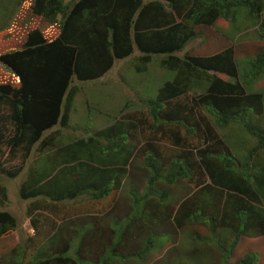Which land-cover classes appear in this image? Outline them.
Returning <instances> with one entry per match:
<instances>
[{
    "label": "trees",
    "instance_id": "obj_1",
    "mask_svg": "<svg viewBox=\"0 0 264 264\" xmlns=\"http://www.w3.org/2000/svg\"><path fill=\"white\" fill-rule=\"evenodd\" d=\"M4 1L0 8V46L7 51L0 55V64L15 77L17 89L0 83V172L8 178H16L35 145L43 154L39 164L45 165L42 171L32 173L30 183L21 186L22 199L46 198L58 203L84 198L100 202L119 185L107 176L110 172L105 167L107 163L102 160L97 163L90 157L93 152L100 153L98 155L103 158L109 154L110 160L115 162L114 155L123 152L131 143L132 129L91 133L78 123L71 124L70 107L75 91L71 85L74 81L92 82L103 78L116 61L137 51L135 59L139 65L136 67L141 73L153 62L173 74L171 80H165L160 86L155 99L143 101L152 118L150 133L155 134L161 128L160 123L181 126L187 136L193 135L190 138L194 142H201L191 153L184 150L177 153L166 166L160 162L154 145L142 149L141 166L150 173V179L145 194L141 198L134 197L135 205L149 198L154 184L171 186L180 179L193 182L191 191L179 198L170 211L172 204L165 201L173 198L169 199L167 188L162 189L156 196L164 202L163 210L159 211L155 205L146 226L148 223L151 226L154 217L160 215L159 211L161 224L176 229L204 224L210 229L209 223L219 210L234 209L238 214L229 216L228 213L220 223L222 231L233 233L229 241L224 243L220 235L213 237L211 230L208 233L220 254L218 264H231L225 250L236 248L241 227L244 229L240 231H244L247 238L264 237V210L252 206L258 201L254 189L264 184V168L250 172L247 161H252L253 157L243 162L230 154L218 157L224 137L215 136L214 128L210 130L207 125L205 129L189 126L176 110L167 109L166 105L188 95L197 83L201 94L194 104L217 119L213 124L223 127L238 118L249 136L256 139L255 150L264 151V132L252 127L249 120L264 102V88L255 87L264 80V47L241 71H238L231 47L212 56L183 52L188 43L202 34L198 27L212 26L219 19L228 21L237 8H246L251 15L264 13V0H75L67 6L63 5V0ZM23 17L32 20L39 17L40 20L32 23ZM262 41L264 43V37ZM141 103L139 101V107ZM127 119L128 115L122 116V120ZM215 159L222 164L215 167ZM16 160L20 163L15 164ZM197 168L205 174L199 176L203 180L200 184L193 180V169ZM128 170L127 173L129 167ZM118 172L124 174L126 170ZM215 187L223 193L215 191ZM4 192L0 185V195L4 196ZM209 197L211 209L206 202ZM240 214L245 215L246 223ZM114 224L117 226L115 221ZM82 226L83 232L87 224ZM16 227L15 217L0 211V236ZM141 232L142 229L137 234ZM157 235L141 238L138 249L121 256L117 255V243L105 244L103 240L100 243L99 236L86 238L80 234L66 249L56 252L53 247L65 241L54 235L46 241L47 250H38L24 261L23 251L16 249L9 264H83L79 251L92 249L95 244L98 247L99 243L104 249L97 264H111L117 257L128 262L136 259L144 264L148 253L159 242L161 235ZM89 244L92 248L86 246ZM201 253L205 260H210L211 256L204 255L205 248ZM245 259L246 256L232 264H247ZM257 260L253 258L252 263L257 264Z\"/></svg>",
    "mask_w": 264,
    "mask_h": 264
},
{
    "label": "rangeland",
    "instance_id": "obj_2",
    "mask_svg": "<svg viewBox=\"0 0 264 264\" xmlns=\"http://www.w3.org/2000/svg\"><path fill=\"white\" fill-rule=\"evenodd\" d=\"M73 1L75 0H63V5H70ZM3 2L5 1L0 0V8ZM23 18L27 21L32 20L27 17ZM39 20L38 17L31 22ZM1 23L2 16L0 14ZM198 29L202 34L199 33L197 39L188 43L183 52L194 56H212L231 47L238 71H241V68L256 57L264 47L262 41L264 13L251 15L246 8L234 9L231 19L228 21L219 19L212 26H200ZM6 51L7 48L0 46V55ZM183 52L179 53L180 56ZM134 53V57L131 55L126 59L116 61L113 68L103 78L92 82L74 81L71 85L72 89L79 92L76 94L74 91L73 94L70 107L71 124L78 123L79 127L88 129L91 133H108L110 129L115 130V128V131L132 129L131 143L123 152L114 155L115 162L110 160L109 154L103 158L98 155L100 153L93 152L90 157L97 163H100L99 160H102L104 164L107 163L105 167L110 170L107 176L115 179L119 185L100 202L85 201L84 198L73 202L58 203L46 198L24 200L20 197L21 186L30 183L29 180L34 171H42L45 167L44 163L43 166L39 164L43 154L38 152V145H35L21 173L16 178H8L0 172V185L5 190L4 196L0 195V211L11 214L17 222V227L14 230L0 236V264H9L11 254L16 249L23 251L24 261L38 250H47L49 244L46 241L54 235H58L65 241L53 247L56 252L66 249V246H69L71 241L73 242V238L80 234L86 238L99 236L97 238H100V243L102 240L105 244L117 243V255L121 256L127 251L138 249L140 246L138 241L141 238L145 240L148 236L157 235V233L161 235L158 239L159 242L157 241L156 248L148 253L149 256L146 261L144 260V264H218L220 262V254L208 233L211 230L213 237L220 235L224 243L229 241L228 239L233 233L229 230L222 231L220 223L228 213L229 216H234V213H237L234 209L224 207L219 210L214 216L215 219L209 223L210 229L204 224H194L182 229L161 224L159 220L162 215L159 211L163 210L162 203L164 202H160L156 195L162 189L167 188L170 193L169 199H173L165 202L169 205L172 204L173 208H170L169 211L173 210L179 202V198L187 195L193 188L192 181L183 179L171 186L161 183L154 184L153 192L149 194V198L139 200L136 205L134 204L135 196L141 198L145 194L150 179V173L141 166L143 163L141 151L146 145L156 147L160 162L166 166V163L170 164V160L178 156L177 153L182 150L191 153L193 147L201 143L198 140L194 142L190 138L193 135L187 136L181 126L175 127L160 123L161 128L155 134L150 133L148 128L152 126L150 123L152 118L147 110L148 106L143 101L155 99L160 86L165 80H171L173 74L165 72L153 62L145 67L144 73H141L137 70L136 66L139 65V62L135 59L139 53L137 51ZM142 67L140 66V68ZM223 79L226 77L223 76ZM0 83L11 89H17L15 77L1 64ZM255 87L264 88V80H261ZM200 94L201 89L195 83V87L193 85L188 95L167 102V109L176 110L177 114L183 117L189 126H199L205 129L207 125L210 126V130L214 128L215 136L224 137L225 141L223 147L219 148L218 157L222 154H230L240 162L253 157L252 161H247L250 172L251 170L253 173L261 171V168H264V151L255 150L256 139L249 136L238 118L223 127H218L216 123L213 124L217 119L204 108L194 104ZM139 101L143 103L140 107L138 106ZM123 115H128L129 119L122 120ZM161 116L164 117V115ZM249 120L252 127H258L264 132V102L259 112H254ZM78 134H80L79 131ZM177 139L179 140L177 141ZM251 152L255 153L248 157ZM4 153L6 155V151ZM3 158L4 156L1 159ZM247 162L245 163L247 164ZM18 163H20L19 160H16L15 164ZM218 163L222 164L221 161L215 159V167L219 166ZM128 167L129 173H127ZM121 169H125L126 173L118 172ZM115 170L117 172H114ZM193 174V180L200 184L203 180L199 176H205L204 172L197 168L193 169ZM113 185L114 183L111 186L113 187ZM215 189V191H222L217 187ZM254 190H256L258 201L252 206L264 210V184H258ZM206 202L211 209L212 200L210 197ZM155 205L159 209L160 215L154 217L155 221L151 223V226L148 223L150 226L148 227L146 223L153 216ZM240 215L243 217L240 216L242 221L245 222L243 220L245 215ZM128 221H131L129 225L126 224ZM83 224H87V228L82 232ZM119 226L121 228L118 229ZM141 229L143 232L137 234ZM243 229L241 227L238 231L239 240L236 248L231 250L232 247H227L225 250V254L229 258L228 261L232 264L238 261L237 259L246 256L247 264H253V258L258 259L257 263L264 264V237L247 238L244 231H240ZM31 237L34 238L33 242ZM100 243L98 247L95 244L93 248L90 244L86 245L92 249L79 251L83 264L99 262L98 258L104 249ZM202 248H205V256H211L210 260L204 259L201 253ZM240 251L241 255H238ZM111 264L143 263L136 259L129 262L122 261L117 257L111 261Z\"/></svg>",
    "mask_w": 264,
    "mask_h": 264
},
{
    "label": "crops",
    "instance_id": "obj_3",
    "mask_svg": "<svg viewBox=\"0 0 264 264\" xmlns=\"http://www.w3.org/2000/svg\"><path fill=\"white\" fill-rule=\"evenodd\" d=\"M75 93L77 94V93H79L78 91H75ZM241 253V251L240 252H238V255H241L240 254ZM238 260V259H237ZM258 262V261H257ZM257 264H259V263H257Z\"/></svg>",
    "mask_w": 264,
    "mask_h": 264
}]
</instances>
